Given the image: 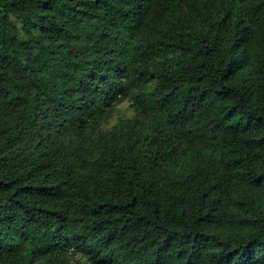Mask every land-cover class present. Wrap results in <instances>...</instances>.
<instances>
[{
    "label": "trees",
    "instance_id": "trees-1",
    "mask_svg": "<svg viewBox=\"0 0 264 264\" xmlns=\"http://www.w3.org/2000/svg\"><path fill=\"white\" fill-rule=\"evenodd\" d=\"M0 264H264V0H0Z\"/></svg>",
    "mask_w": 264,
    "mask_h": 264
},
{
    "label": "rangeland",
    "instance_id": "rangeland-1",
    "mask_svg": "<svg viewBox=\"0 0 264 264\" xmlns=\"http://www.w3.org/2000/svg\"><path fill=\"white\" fill-rule=\"evenodd\" d=\"M176 62V54L172 52L162 54L161 57L153 59V63L159 67H172ZM138 120L139 117L136 114L132 100L127 99L123 102L114 104L111 113L102 119L100 125L94 131L93 140L99 143L101 142L99 152L105 155L104 144L119 142L124 136L123 131L126 128H135L138 124ZM73 257L76 260L84 262L83 255L78 251Z\"/></svg>",
    "mask_w": 264,
    "mask_h": 264
}]
</instances>
